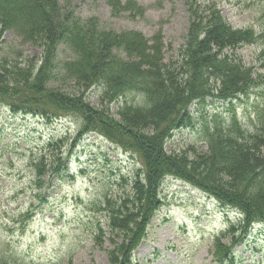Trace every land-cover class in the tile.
Here are the masks:
<instances>
[{
    "label": "trees",
    "instance_id": "obj_1",
    "mask_svg": "<svg viewBox=\"0 0 264 264\" xmlns=\"http://www.w3.org/2000/svg\"><path fill=\"white\" fill-rule=\"evenodd\" d=\"M92 1H104L112 16H143L135 2ZM184 3L188 24L183 42L167 55L162 33L149 38L136 29L107 28L97 16H78L59 0H0V52L8 30L40 50L36 59L0 55V102L13 114L47 121L74 115L81 122L75 140L97 131L144 163L130 190L104 200L109 231L99 227L95 243L106 252L109 264H134L133 252L161 205V182L168 175L201 188L241 214L240 221L215 238L212 254L218 264H235L237 245L255 224L264 225V111L257 112L253 129L234 113L226 120L215 116L208 122L203 117V146L168 148L175 130L193 126V101H233L264 81L261 69L246 64L238 52L257 40L264 46V31L233 27L215 0ZM260 58L264 68V49ZM68 80L75 92L66 94L51 86ZM89 93L98 105L87 100ZM127 93L134 97L128 99ZM66 143L62 137L51 138L32 158L39 189L48 172L51 177L64 170ZM0 264L18 263L0 255Z\"/></svg>",
    "mask_w": 264,
    "mask_h": 264
},
{
    "label": "rangeland",
    "instance_id": "obj_2",
    "mask_svg": "<svg viewBox=\"0 0 264 264\" xmlns=\"http://www.w3.org/2000/svg\"><path fill=\"white\" fill-rule=\"evenodd\" d=\"M135 1L144 9V15L132 18L128 15L112 16L104 1L59 0L78 16H97L107 28L138 29L148 37L162 29L167 55H171V50L183 42L188 24L184 0ZM218 2L233 25H255L256 30L263 29L264 0ZM4 40L0 55L8 54L24 60L23 57L36 59L40 54L37 47L24 42L13 31L6 32ZM263 47L246 45L241 52L247 62L259 68L263 60L257 55ZM64 52L70 54V50ZM51 86L66 94L75 92L70 80L53 81ZM127 94L128 99L134 97V94ZM87 100L93 105L99 104L97 97L91 93L87 94ZM257 105L264 107V86L236 106L238 116L247 127H251ZM230 109L221 102H211L204 107L200 103L194 104L191 107L194 125L176 131L168 148L178 149L185 143L190 144L201 138L202 118L210 115L211 119L212 115L219 113L222 119H226ZM16 120L10 119L8 110L0 105V124L14 121L24 125L20 118ZM36 121L39 119L29 120L28 124L38 129L41 126L43 135L34 134L25 137L23 145L9 146L17 135L13 131L12 138L5 136L4 142L0 143V254L18 259L22 264H68L63 262L68 255H73V264H109L106 252L94 244L92 227L108 217L104 207L99 211L105 196L117 197L128 191L131 187L127 183L142 167V163L103 136L93 133L85 135L77 146L69 145L68 152L72 169L77 170L82 165L85 172H71L77 175L76 179L68 177L57 183L51 190V205L39 208L31 187L34 169L28 163L30 148L43 144L45 137L50 135L53 137L63 132L76 134L79 123L67 119L52 126L39 122L41 125L37 126ZM27 135L30 132L24 134ZM21 155H24V159ZM160 188L165 203L155 214L148 237L135 252L136 261L143 264H216L211 256L212 236L232 216L230 208L227 210L231 212L223 210L215 199L170 177L161 182ZM28 205L29 209L35 210V217L23 228L16 213ZM238 255L241 256L238 264H264V235L261 236L259 231L253 232L245 244L239 245Z\"/></svg>",
    "mask_w": 264,
    "mask_h": 264
}]
</instances>
